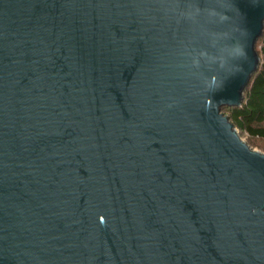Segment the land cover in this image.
Segmentation results:
<instances>
[{
	"label": "water",
	"instance_id": "water-1",
	"mask_svg": "<svg viewBox=\"0 0 264 264\" xmlns=\"http://www.w3.org/2000/svg\"><path fill=\"white\" fill-rule=\"evenodd\" d=\"M264 0H0V264H264V154L223 109Z\"/></svg>",
	"mask_w": 264,
	"mask_h": 264
},
{
	"label": "trees",
	"instance_id": "trees-1",
	"mask_svg": "<svg viewBox=\"0 0 264 264\" xmlns=\"http://www.w3.org/2000/svg\"><path fill=\"white\" fill-rule=\"evenodd\" d=\"M256 51L260 63L244 92L241 106L222 110L239 135L246 136L249 146L250 140L264 141V27L256 42Z\"/></svg>",
	"mask_w": 264,
	"mask_h": 264
},
{
	"label": "rangeland",
	"instance_id": "rangeland-1",
	"mask_svg": "<svg viewBox=\"0 0 264 264\" xmlns=\"http://www.w3.org/2000/svg\"><path fill=\"white\" fill-rule=\"evenodd\" d=\"M245 142H247V138L246 136L244 135H241L240 136ZM249 144H250V147L253 149V150H256V151H259L261 153L264 154V141L263 140H260V139H254V140H250L248 141Z\"/></svg>",
	"mask_w": 264,
	"mask_h": 264
}]
</instances>
